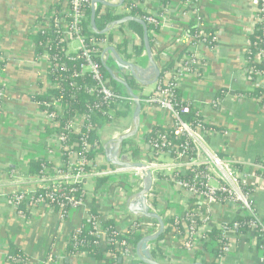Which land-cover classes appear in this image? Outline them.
Masks as SVG:
<instances>
[{"label":"built area","instance_id":"built-area-1","mask_svg":"<svg viewBox=\"0 0 264 264\" xmlns=\"http://www.w3.org/2000/svg\"><path fill=\"white\" fill-rule=\"evenodd\" d=\"M92 1L56 0V4L49 11L41 13L36 18L32 32L49 33L55 31L61 35V40L68 44L70 52L81 53L84 62L80 67L79 75L85 76L88 74L94 81V84L86 86V91L93 98V104L91 105L90 103L89 107L97 110L104 108V114L114 123L118 120V114L123 106L122 102L129 104L132 111L130 115L134 113L135 106L129 95H121L110 87L109 81L102 72V68H105V64H109L111 60L109 50L112 48L116 49L127 62L135 64L137 67H143L136 62L135 55L132 58H128L129 55H133L134 47L141 46L142 40L130 28V23L114 26L108 33L102 35L94 33L91 24L86 27L88 8L92 11ZM100 1L111 5L120 3V0ZM165 1H169L167 5H164ZM151 2V0H124L121 5L115 8L102 4L95 5L97 17L99 18H104L109 14L117 17L116 21L126 17H135L153 28L149 31V34L154 41L155 47H158V49L153 48V51L161 70V77L154 84V89L150 93L146 92L145 87L140 86L141 89L137 93L142 101L143 122L135 138L123 144L120 155V158L126 159L130 164H141L142 168L128 169L112 166L106 158L105 146L119 137L128 135L133 129L132 124L123 130L117 127L114 132H109L104 127L98 129L96 136L100 142L96 144V148L99 149L101 146L104 150L98 152L90 159L88 157L91 148L89 134L93 131V127L88 123V115L76 113L75 117L66 121L62 101L51 94L45 102L46 110L41 111L46 119L45 127L50 125L53 128L60 127L62 129L60 133L51 136L48 144V147H50L49 154L52 155L57 148L60 159L58 163H55L52 158H45V162L41 165V169L37 174L26 172L21 175L17 173L18 176L15 175L16 184L9 191L10 194H13L11 203L16 209L20 204H23L30 212L46 206L56 212L60 219L64 221L67 219L62 210L65 207L64 202L60 203L58 210L53 209L50 203H59L61 200L66 201L70 205V212L83 210V220L86 219L93 222L94 235L99 241H102L101 245H99L100 247L106 244L104 242L106 230L103 224L119 217L125 220L128 228L132 226L137 235L144 239L155 236L159 232V224L154 220L130 214L127 200L140 193L143 189L146 170L148 169L153 174L154 183L158 179H162L161 176L163 175H171L175 179L174 187L178 191L186 192L191 197V200H194L192 205L189 203L183 217H177L175 214H170L166 217L174 219L175 225H179L181 220L184 219L190 222L187 237L179 238L172 235L180 241L184 249L195 251L204 245L207 240L204 238L203 233L205 232L202 231V227L211 220L212 213L217 205H227L234 209L236 213L231 220L219 222L211 228L221 230L226 242L223 244L221 255L216 257L213 250L218 244L209 240V248L206 252L212 256L210 264L215 259L216 264H219L225 256L231 253L235 242L253 239L257 246L256 232L262 234L263 245L259 250L264 253V219L257 215L252 202V196L260 187L264 186V180L258 174L259 171L264 170V164H255V174L252 176L248 175L240 167L239 163L221 158L210 148L206 140V135L213 131L212 128L203 126V124L208 125L206 120L198 112L197 116L202 118V123L192 125L184 121L182 115L190 113L192 104L179 105L174 102V90L180 89L181 81L191 73L201 72L204 61L200 59L197 53L198 49L203 45L208 46V30H216L214 40L217 41V29L202 17L199 11V0H185L181 9L184 21L175 30L176 33L170 43V48L169 46L167 48L162 47L158 45L157 39L159 33L167 27V17L164 14H166L170 6V0H153L154 5H151ZM116 21H112L107 28L111 27L112 23ZM190 24L195 25L197 28L196 33L190 34L187 31ZM263 24L264 0H257V7L253 15L254 32L258 26ZM86 29L90 32L89 35L86 33ZM156 29H160V32ZM116 31L119 33H115ZM98 32L101 31L98 29ZM182 37L188 39L189 49L181 61H176L178 60L176 48L181 46ZM72 44L75 47L70 48ZM120 44L124 45L125 55L118 50ZM145 55L146 53L144 52L142 57ZM263 55L264 51L257 55L256 62ZM37 61L44 63L46 66L45 71L39 78L42 88L38 94H47L51 89H59V84L50 83L46 77L47 69L51 63L48 53L46 52L43 56L37 58ZM245 65L247 66L246 60ZM115 71H118V69ZM122 74L131 80L127 73L123 72ZM246 74L249 80H252L251 75L254 74V70L246 69ZM256 76L257 80H263L261 87L264 88V77L260 72H257ZM74 86L77 87V84H74ZM0 94L2 99H4L3 91ZM183 101L185 100L183 99ZM212 104L215 109L218 103L215 100ZM155 110L163 111L169 115L170 126L165 128H174L177 138L184 140L182 143L173 144L172 139L166 132H158L151 139L148 138L154 127L159 126L154 119L153 112ZM148 118H150L151 124L145 125ZM63 120H65V123L61 127V121ZM82 130L86 132L80 139L79 148L81 147L82 152L78 156L76 150H74L75 146L68 145L67 141L69 134H79ZM63 152H67L68 155L66 163L62 161ZM101 179L110 181L107 187L111 190V199H109L111 200V207L109 213L93 217L89 207L86 205L87 197L85 199H77L74 195H68L66 191L75 192V188L70 187L80 183L87 196L86 186H96V183ZM247 186H253L255 189L251 193L247 192L245 190ZM148 201L151 211L161 216L154 205V202L157 201L154 189L149 195ZM195 204L197 206L191 208ZM237 216L249 219L248 227L250 231L247 235L242 234L243 226L238 223L229 227V223ZM198 221H202L203 224L198 226ZM165 225L167 227L166 221ZM118 231L120 232V230ZM69 240H71V235ZM73 241H71L72 244ZM166 244V239L161 237L149 248L151 255L152 251L158 254H160V250L163 251V256H160L158 260L152 255V258L161 264H164L163 262L166 259ZM121 247L120 253L124 259L123 264H138L136 261L140 260L136 253L137 249L133 250L125 242L121 244ZM74 256L76 260L86 257L79 253ZM63 260V256L60 259L57 258L56 261L52 259V256H48L41 263L62 264ZM202 260L196 262H201Z\"/></svg>","mask_w":264,"mask_h":264},{"label":"crops","instance_id":"crops-1","mask_svg":"<svg viewBox=\"0 0 264 264\" xmlns=\"http://www.w3.org/2000/svg\"><path fill=\"white\" fill-rule=\"evenodd\" d=\"M183 1L170 0L164 14L167 27L159 33L158 45L170 48L175 30L184 21ZM55 4L56 0H0V62H5L0 68V88L4 93V106L0 111V264H6L4 260L12 243L30 256L28 264H42L48 256L60 259L71 233L80 227L84 217L83 210H75L62 221L56 212L42 206L31 211V217L27 219L18 213L7 196L16 184L15 175L29 172L32 161L50 157L58 163L60 159L57 148L52 155L49 154L51 137L41 136L46 119L32 97L42 88L39 78L46 66L37 61L35 45L29 37L36 18ZM256 7L257 0H199L202 17L217 29L218 44L214 48L203 45L198 49L197 53L204 61L201 72L187 75L180 83L182 98L189 101L213 127V131L206 135L210 148L221 158L239 163L252 176L258 159L264 161V107L257 98L245 94L263 82L261 79L249 80L245 69V54L254 32ZM186 46L188 39L182 37L181 46L175 48ZM73 47L74 44L70 46ZM257 62L264 66V55ZM144 89L150 93L154 85ZM220 91L225 94L219 108L214 109L212 103ZM153 115L159 126H170L167 113L155 110ZM146 124H151L150 118ZM114 130L108 129L109 132ZM86 190L87 207L91 209L98 199V213H109L111 190L107 186L96 188L94 185L86 186ZM154 192L159 213L164 211L166 217L170 214L184 216L191 200L186 192L178 191L165 179L155 182ZM135 196L127 200L128 206L135 201ZM252 202L257 215L264 219V186L252 196ZM128 212L131 214L129 208ZM235 213L227 205H217L202 231L231 220ZM116 221L118 230H127L124 219L119 217ZM165 239L164 264L196 262L195 252L184 249L176 237ZM203 258L201 262L205 264L212 261L208 252ZM72 264L97 263L85 257ZM219 264H264V253L258 250L253 239L242 240L235 242L231 253Z\"/></svg>","mask_w":264,"mask_h":264},{"label":"trees","instance_id":"trees-1","mask_svg":"<svg viewBox=\"0 0 264 264\" xmlns=\"http://www.w3.org/2000/svg\"><path fill=\"white\" fill-rule=\"evenodd\" d=\"M185 1V0H184ZM169 1H165L164 5H167ZM163 10V9H162ZM91 9L88 8V20L85 24L86 27L91 24ZM117 17H114L112 14L107 15L104 18H96V26L97 29L100 31H104L107 26L112 22L116 21ZM130 28L134 29L136 33L139 35V37L142 40L141 46L134 47L133 55H129L128 58H132V56L135 55L136 62L139 63V65L146 66L147 63V57L146 55L142 57V55L145 52V48L143 45V29L140 25L136 23H130ZM149 31H151L153 28L148 26ZM264 24L257 27L255 32L251 35L250 41H249V48L246 51L245 54V60L247 62L246 69H253L254 74L251 75L252 80L254 82L257 81L256 73L260 72V74L264 77V66L256 62L257 55L261 54L262 51H264V33H263ZM158 32H160V29H156ZM187 31L190 34H194L197 31V28L195 25L190 24L189 28H187ZM216 30H208V37H207V44L210 48H214L217 46L218 42L214 40ZM86 33L89 35L90 32L86 29ZM30 40L35 45V57L40 58L44 55V53H48L49 59H50V66L47 69V80L50 83H57L59 84V89H51L49 93L47 94H37L32 97L33 102L37 103L39 108L44 111L46 110L45 102L47 98L53 94L56 97H58L64 106L65 109V120L75 117L76 113L85 114L89 117V124L91 127H93V131L89 134L90 139V151L88 154V157L92 159L98 152L103 151V147L100 146L99 149L96 148V144H99V138L96 136V131L101 128H107V129H113L112 125L114 124L111 119L107 115H105V109L97 110L93 107H89V104H93V98L88 94L86 91V86L94 84V81L91 77L86 74L85 76H80V67L83 64V58L81 57V53H73L69 51V46L66 42L61 40V35L59 33H56L55 31H51L49 33H32L29 35ZM48 44V46H47ZM125 45V43H124ZM124 45H119L118 50L121 54L125 55V49H123ZM151 46L152 49L155 47L154 41L151 39ZM188 46L176 49V52L178 54V60L181 61L184 54L188 51ZM154 50V49H153ZM157 58V57H156ZM143 60L142 62H140ZM5 62H0V68L4 67ZM112 69H115V63L113 62L112 58L108 64ZM117 67V66H116ZM102 72L105 76V78L109 81L110 87L117 93L121 95H126L125 90L114 83L107 70L105 68H102ZM250 74V73H247ZM74 84H77V87L74 86ZM130 84L133 87V89L136 92H139L141 89L140 85L136 83L134 80H130ZM2 91V87L0 88V93ZM225 91H220L216 97L217 106L216 109L219 108L220 101L224 97ZM246 95L250 97L257 98L261 105L264 107V88L261 86H257L254 91L245 93ZM174 102L178 103L179 105L183 104H190L189 101H183L181 89H175L174 90ZM122 109L120 110L118 114V119L127 117L131 114V109L129 104H126L125 102H122ZM4 106V99H2L0 94V111L2 110ZM198 111L192 106L191 111L187 115H182V118L184 121L196 125L197 123H202V118L200 116H197ZM65 120L61 121V127L64 126ZM118 125V123L116 124ZM206 128H212L210 125L203 124ZM62 131V129L59 128H53L50 125L45 128L43 133L41 134L44 138H49L52 135L58 134ZM86 131L82 130L79 134H69L68 135V145H74L77 155H81V147L79 148L80 139L84 135ZM158 132H166L168 136L173 141V144H180L184 140H179L177 136L175 135V129L174 128H163L161 126H155L152 133L149 134L148 138L151 139L154 137ZM62 161H65V163L68 161V155L67 152H63V158ZM45 162L44 159L32 161L30 163L29 172L33 174L39 173L41 169V165ZM256 164H264V161L261 159H258ZM241 167V166H240ZM258 174L262 177L264 180V170L259 171ZM162 179H165L168 181V183L172 186L175 185V179L171 175L167 176H161ZM110 181H107L106 179H101L96 183V188H100L103 186H107V184ZM70 188H75V192L70 193L69 190H67L68 195H74L77 199H85L87 196L84 192L83 186L80 183H76L72 185ZM255 189L253 186H247L245 189L247 192H252ZM9 200L12 202V196L13 194H8ZM61 202H64L65 207L63 210L64 215L66 218L68 217V213L70 212V205L66 202L61 200L59 203H50V206L53 207V209L58 210L59 205ZM98 199L95 200V203L93 204L92 208L90 209V213L93 217L99 216L98 213ZM191 205L194 203V200H190ZM194 206H197L196 204L193 205L191 208H194ZM18 213L25 216V218L29 219L31 217V212L28 211L23 204H20L17 208ZM161 216L165 219L167 227L165 229V233L162 236V238H166L168 236H178L180 237H187L188 235V228L190 226V222L187 219L181 220V223L179 225H175L174 219L172 218H166L165 214L161 213ZM116 219L110 220L103 224L105 230H106V236L104 239V242L106 243L104 246L100 247L102 241H99V239L94 235V225L92 221H88L84 219L81 223V227L79 230H75L71 233V240L68 241L65 251L63 253L64 260L62 261V264H72L75 262L76 257L75 254H83L87 258L91 259L93 262L97 264H123V257L121 255V244L123 242L127 243L128 246L132 247L133 250H136L140 241L142 240V237L137 235L135 232V229L130 226L125 231H118L117 230V224ZM235 223H238L242 225V234L247 235L249 230L248 223L249 219L246 217H235L232 222L229 223V227H232ZM198 226H201L203 223L202 221L197 222ZM204 238L207 240L204 245L198 249H196L195 252V261L202 260L205 256L206 251H208L209 240L217 242V247L213 250V253L216 257H219L222 253V247L223 244L226 242L223 238V233L218 228H213L208 232L203 233ZM257 236V248L258 250L262 247V234L260 232H256ZM75 239V240H74ZM74 240V241H73ZM73 241V244L72 242ZM119 244V245H118ZM125 249V247H123ZM153 257L158 260L160 256H163V251L160 250V254H158L155 251H152ZM52 259L54 261L57 260V258L52 256ZM6 264H28L30 261V256L26 254L22 249H20L18 246H16L14 243L10 244L8 247V252L6 256V260H4ZM138 264H143L140 261H136ZM212 264H216V259Z\"/></svg>","mask_w":264,"mask_h":264},{"label":"water","instance_id":"water-1","mask_svg":"<svg viewBox=\"0 0 264 264\" xmlns=\"http://www.w3.org/2000/svg\"><path fill=\"white\" fill-rule=\"evenodd\" d=\"M123 2L124 0H120V3L118 5H111L106 2H101L100 0H93L92 13H91V26L94 33L101 35L108 33L114 26L122 25L125 23H136L140 25L143 29V45L147 57L146 66L137 67L135 64L127 62L121 57L118 51L114 48L110 49L109 53L113 62L117 66L118 71H115L108 64H105V69L107 70L111 80L125 90L126 94L129 95L133 100L135 106L133 113V120H132L133 121L132 131L128 135L119 137L118 139L109 142L105 146L106 158L107 161L112 166H118V167H124L130 169V168H142V165L130 164L126 159L120 158L121 149L125 142L133 140L137 135L139 128L143 122V113H142L143 106L140 95L136 93V91L133 89V87L130 84V80L127 79V77L122 73L123 72L127 73L128 76L136 83H138L140 86L149 87L158 82V80L161 77V70L156 62L154 51L151 46V37L149 34L148 25L144 21L137 19L135 17H126L123 18L122 20L112 23L111 27L106 28L104 31L98 32L96 26L97 12L95 9V5L102 4L105 6L115 8L121 5ZM154 184L155 183H154L153 174L150 170L147 169L146 176L144 179L143 189L140 191V193H138L135 196V201L130 206H128L131 214L149 220H154L159 224V232L155 236L142 239L137 247L136 250L137 256L140 262L143 264H161L152 258L149 248L152 244L157 242L164 235L166 229L165 221L162 218V216H160L157 213H153L148 205L149 202L148 198L154 189ZM193 264H205V263L194 262Z\"/></svg>","mask_w":264,"mask_h":264},{"label":"rangeland","instance_id":"rangeland-1","mask_svg":"<svg viewBox=\"0 0 264 264\" xmlns=\"http://www.w3.org/2000/svg\"><path fill=\"white\" fill-rule=\"evenodd\" d=\"M134 32H136L134 29H132ZM115 33H119V32H115ZM143 60H141L140 62H142ZM118 68L115 66V70H117ZM139 93V92H138ZM132 120H133V114L132 115H129L127 117H123V118H120L118 119L117 121L114 122V124L112 125V127L114 128H121V130H123L124 128L130 126L132 124ZM118 123V125H116ZM154 205L156 208H158V202L155 201L154 202ZM163 214H164V211H163Z\"/></svg>","mask_w":264,"mask_h":264}]
</instances>
